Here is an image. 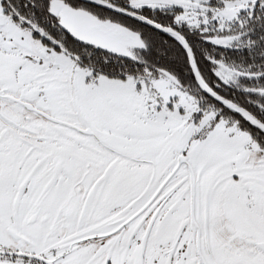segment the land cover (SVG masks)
<instances>
[{
	"label": "snow or ice",
	"instance_id": "1",
	"mask_svg": "<svg viewBox=\"0 0 264 264\" xmlns=\"http://www.w3.org/2000/svg\"><path fill=\"white\" fill-rule=\"evenodd\" d=\"M0 264H264V0H0Z\"/></svg>",
	"mask_w": 264,
	"mask_h": 264
}]
</instances>
